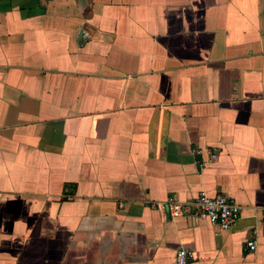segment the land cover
I'll list each match as a JSON object with an SVG mask.
<instances>
[{
    "label": "crops",
    "instance_id": "obj_1",
    "mask_svg": "<svg viewBox=\"0 0 264 264\" xmlns=\"http://www.w3.org/2000/svg\"><path fill=\"white\" fill-rule=\"evenodd\" d=\"M180 249L264 264V0H0V264Z\"/></svg>",
    "mask_w": 264,
    "mask_h": 264
},
{
    "label": "built area",
    "instance_id": "obj_2",
    "mask_svg": "<svg viewBox=\"0 0 264 264\" xmlns=\"http://www.w3.org/2000/svg\"><path fill=\"white\" fill-rule=\"evenodd\" d=\"M193 206L197 209L198 212L195 214H198L199 218L208 220L221 231L232 229L241 216V208L223 194L210 196L206 193H201L194 200ZM163 210H166L171 218L187 216L192 211L191 205L180 203L174 198L167 200ZM247 246L251 251L256 249L254 241L248 242ZM191 259H193V255L186 249L178 250L176 264H187Z\"/></svg>",
    "mask_w": 264,
    "mask_h": 264
}]
</instances>
